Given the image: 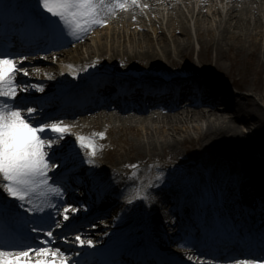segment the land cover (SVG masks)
<instances>
[{
    "label": "bare ground",
    "instance_id": "6f19581e",
    "mask_svg": "<svg viewBox=\"0 0 264 264\" xmlns=\"http://www.w3.org/2000/svg\"><path fill=\"white\" fill-rule=\"evenodd\" d=\"M202 1L206 0H196L192 2L190 0H138L137 6L128 7L125 10L118 11L115 15L109 16L108 20H113V22L110 23L112 27L107 33H105V36H101L100 32L94 33L95 36L99 38L96 46L88 43V35L78 41H64L62 45L58 46L61 47V51L55 53L51 57L52 60L44 57L42 62L40 61L41 59L37 57L36 59L38 60H31L29 64L24 67L29 72V77L25 79L26 82L20 76L18 79L30 86L28 94L48 93L47 91L50 90V88L49 84L46 82L49 80L48 75L50 72H65L63 68H65L67 64H70L74 59H78L82 64L86 63L92 65H96V59L97 64H99L97 70H105L108 72L113 66L125 67L135 59H140V63L149 60L150 62L152 61V63H157L158 61L155 59H157L159 56L158 53L160 52L164 55V59H172L173 62H175L173 68L179 69L174 73L177 75L188 74L182 65L177 64V59L181 57L190 59V52L193 48L190 31L185 26L183 27V25L180 28L174 27L173 33L169 39L166 36L165 30L161 28L163 27L165 16L162 15L161 17L160 7L163 6V9L168 7L169 10H175L176 8L174 7L176 4L183 3L186 4L187 9H191L189 11L195 16L196 9L199 6V12L197 14V17L199 18L204 10L201 8L204 3ZM210 1L212 4H215L218 0ZM220 2L224 4V10L225 6L228 9L226 15H224V10L215 6V13L221 17L219 23H217V33L214 34L211 32V35L208 33L209 38H205L204 32L201 28H199V31L197 32L200 44L204 47L203 57L204 55L208 57V51H213L216 55V62L221 63L225 55L232 50L234 44L242 50L245 45L244 37L242 38L240 35V32L242 31H245L244 33H249L250 37L253 36L254 41H256L254 43V50L257 52L259 49L258 47L261 46V34H263L264 31H261V34L256 33L255 36L253 35V32H257L259 29L264 30V0H220ZM139 6L144 9H140ZM127 9L129 10L128 14L132 13L134 9H137V12L135 15L128 18L126 17ZM145 9H149L150 14L146 12V15L151 16V22L153 23V26H155L153 31L157 34V37H153L151 31L145 30V27H147V24L145 23ZM256 13L258 14L256 15ZM174 19L175 17H173V20ZM161 20H163V22L160 24L161 26L157 28V25H159V21ZM167 21H169V19ZM132 27H134V29L142 28L144 32L137 33L136 31H127L128 28ZM171 27H173L172 24ZM232 28L234 29L232 30ZM231 40H234V44ZM155 42L159 46L158 48L156 47ZM229 43H231L230 47L228 46ZM72 44H75V47H72ZM83 49H86V51L84 52ZM84 54H86V56H83ZM108 56L114 57V62L110 66L103 63L105 62L103 58L106 59ZM118 56H122L121 59H118ZM203 57L201 60H203ZM231 61L233 62L234 58ZM48 62L50 63L49 65L47 64ZM54 62H58L60 66L58 67V64H54ZM24 63L25 62H23V64ZM32 63H34V65L38 64L39 66H31ZM160 65L161 64H159V66ZM156 66L160 68L158 65ZM217 66L218 69H222L221 65ZM152 67V65L149 66L148 72L153 71ZM230 70H232L231 67ZM42 73L46 74L44 75L45 77L39 78ZM149 74L152 75L154 73ZM119 76L123 75L120 73ZM119 76H114V74H112L111 76L104 77L103 80L113 81L114 77L118 78ZM222 77V70L221 72L215 70V74L203 70L193 78L187 76H184V78H187L186 80L183 77L177 78L176 81H180L184 89L181 93V97L175 96V99L177 100L169 109L161 108V101L153 96L148 98L153 107L145 108L143 107L144 103L140 102L141 100L137 99L136 95L130 93L128 95L130 105L123 109H118L113 112L112 109L93 108L88 112H81V114L76 113L72 118H69V120H62L65 125L71 126V132L72 130L81 133L89 131V133L93 132L98 134L104 129L106 134L105 138L96 139L102 143L112 131H118V133L130 132L136 135L137 138L135 144L128 139L125 140L124 146L122 143L118 144V142L115 141L116 146L112 149L120 155H117L118 162H116L113 167L118 168L116 170L118 173L121 172L120 176H128V178H132L135 175V171L128 170L129 167H142L146 170V174H149L152 170H157L153 184L154 190L148 193L146 199V203L149 205L148 210L150 216L153 223L156 225L153 229H155L157 235L165 232V229L174 234V232H176V227H181L183 224H188L189 222L192 223L193 220L191 217L193 211L191 209L185 211L179 221L176 220L174 215L169 216L163 211L157 214L152 212V209L163 210L166 203L175 199L176 195L181 197V195L177 193H188L192 190V187L193 190L197 192V195L192 194V196H198V184L194 183L191 187L185 180V178H190L189 173H197L202 178L203 184L207 182V172H209L210 177L212 176L211 178L214 179L217 185L223 186L224 182H226V199L234 208L237 206L240 207V203L234 199L233 195L235 189L233 190L232 187L233 167H231V165L234 166L235 161L231 156L228 157L226 164H224L226 166H221L216 162L214 171H212L210 165L207 167L208 164L205 163L207 162V159L203 158L201 161L195 159L187 161L186 159H183L185 158L186 153H181L178 147L180 142L182 145L186 142L190 144L189 147L193 148H197L199 144L211 148H214L216 145L226 144L243 145L245 143L241 138L245 135L247 136L245 140L247 143L245 145L248 147L254 142L259 143L261 146L264 144V137L261 138L259 142L258 139H256L257 135H262L264 133V93L254 92L255 94H251L245 92L248 89L247 82L244 81L245 79L242 83L238 84L234 81L233 85L235 86V90L231 91L228 88L229 84L227 81L221 80ZM200 83L202 84L200 89H204L201 90V101L188 107L184 106L182 99H190L194 94V88L191 86ZM31 85H40L43 87L44 91L40 92L31 88ZM172 97L173 95H171L169 99L171 100ZM34 104L37 105L36 102H34ZM154 107L156 108L155 110ZM191 131L197 133L198 136L195 137L191 135ZM142 134L144 135L141 136ZM182 135V139H179V136ZM63 143L64 141H59L54 147H58ZM157 147L162 151V156L155 153V150L158 149ZM104 149L105 150H102L101 148L97 152L98 157L102 156L105 152L107 154L106 148ZM167 151H170L168 152L169 154ZM187 151L188 149L186 152ZM146 152L152 154L145 156ZM124 155L126 157H124ZM170 155H175L180 158L171 162V158L173 157ZM143 156H145V158ZM246 156L249 160H246ZM256 156L264 159V150L257 154L253 150H248V148L244 151L239 161L243 166L240 170V173H242L240 177L242 175L245 177L252 176V167H254V165L251 164V161H253L251 158ZM139 159L141 161L137 162ZM242 159H244V161ZM172 163H177V165L175 167H170ZM144 164H146V166H143ZM152 164L156 165V167ZM199 164H202L204 168L198 170L197 166H199ZM162 165L169 168L160 170V168L163 167ZM166 170H168V173H165ZM223 171H225L224 175L221 174ZM243 191L246 193V202L248 200L259 201L260 210L264 213V182H261L259 179L250 178L246 183H243ZM0 196L2 199H7L9 202H12L11 198L7 197V193H4L2 189H0ZM59 200L61 199L54 198V202L60 209V214L55 215L56 219L62 216L64 207L63 203L58 202ZM88 205L92 210L94 209L92 203H89ZM71 206L74 207L75 205ZM100 208L101 207H97L95 211H98ZM112 211L116 212L117 207H113ZM53 212L55 214V210H53ZM220 213L223 216V219H225L226 215H224V211L220 210ZM71 214H73V212L70 210L68 222H71L73 219H71ZM106 214V212L98 214L95 212L91 218L87 219V222L83 223H93V225H95L98 223V218L96 217ZM65 223H67V221ZM79 226H81V224ZM77 227L78 226H75V228ZM71 228L72 227L63 228L61 233L58 232L61 228H55L56 232H54V236L56 237L55 243L69 255L72 251L77 250V247L71 246L72 243L67 247L64 243L60 242V240L58 241L57 238L60 236H68L67 238H72L73 236L66 235ZM244 228L250 232L249 224H245ZM258 229L261 230L260 228ZM103 230L104 228L100 226H91L88 232L83 231V233H79L78 235H83V238H87L86 240L91 239L94 241H101V234L106 232ZM167 242L170 245V251L172 254H178L181 257V261L185 263H193L200 260L196 252L193 251L196 247L193 248L190 243H185L179 238H171L170 240L168 239ZM207 245H209L208 242ZM237 246L238 243L235 242L233 243L232 248L236 249L239 253L240 250ZM227 247L229 246L225 243L219 242L216 244L215 249L222 250ZM189 257H192V259H189ZM72 262L77 261H71L69 264H72ZM78 264L86 263L85 261H82L78 262ZM257 264H261V262L258 260Z\"/></svg>",
    "mask_w": 264,
    "mask_h": 264
},
{
    "label": "snow or ice",
    "instance_id": "6c2138e0",
    "mask_svg": "<svg viewBox=\"0 0 264 264\" xmlns=\"http://www.w3.org/2000/svg\"><path fill=\"white\" fill-rule=\"evenodd\" d=\"M137 4L138 0H36V7L43 13L38 16L42 34L69 41L84 38L95 28L105 26L109 16ZM9 7L10 3L0 0V14ZM27 59L25 54L0 50V189L12 201L0 199V221L4 224L0 235V264H69V254L55 243L54 229L68 225L55 218L60 209L54 198L65 194L63 177L69 166L75 169L85 162L81 152L87 154L88 164H94L100 150L96 139L105 138V134L77 135L70 141L66 137L71 134V126L62 120L49 122L38 118L43 109L34 104L33 97L20 95L30 91V86L18 79L21 72L29 75L22 66ZM31 88L44 91L40 85H31ZM59 141L64 143L54 147ZM20 209L33 215L25 217ZM70 210L79 211L71 205L63 207L64 221L69 220ZM21 220L25 226L38 225L30 232H43L52 239L32 237L28 232L21 241L12 239L18 233ZM75 239L81 247H95L91 239L82 240L79 235ZM258 260L264 264V256L237 259L236 264H257Z\"/></svg>",
    "mask_w": 264,
    "mask_h": 264
},
{
    "label": "rangeland",
    "instance_id": "374dc122",
    "mask_svg": "<svg viewBox=\"0 0 264 264\" xmlns=\"http://www.w3.org/2000/svg\"><path fill=\"white\" fill-rule=\"evenodd\" d=\"M192 1H196V0H190ZM204 2L201 6L203 10V13L199 16V18L197 17V14L199 12V6L196 9V15L194 16L191 11V9H187L186 4H176L174 8H176L175 10H169L168 7L166 9H163L164 7L161 6L160 10H161V17L162 15H164V23H163V28L166 32V36L170 39L172 33H173V28H180L182 25L183 27L185 26L189 31H190V36H191V41L193 44V48L191 49L192 51L190 52V59H185L184 57L178 58L177 59V64H180L183 66V68L188 72V74H199L201 71L203 70H207V72L211 73V74H215V70L216 71H220L222 70V78L221 80L227 81V83L229 84V89L234 90L235 86L233 85L234 81L235 83H242L243 80L247 82V86L248 89L247 93H251V94H255L254 92H263L264 93V30L259 29L257 32L254 31L253 35L255 36L256 33L261 34V31L263 32V34H261L262 36V41H261V46L258 47L259 49L257 50V52H255V47H254V43L256 41H254L253 36L250 37L249 33H244L245 31L240 32L241 37L244 39L245 41V45L242 48V50H240L237 46H235L234 44V40H231L234 44V47L232 48V50L225 55V57L223 58V60L221 61V63H217L216 62V55L215 52L213 51H208V57L206 55H204L203 57V46L200 44V40L197 37V32L199 31V28H201V30L204 32V37L205 38H209V35H211V32L216 34L217 33V23H219V19L221 17H219V15H217L215 13V6L220 7L221 9L224 10V4H222L220 2V0H218L215 4H212L210 0H206V1H202ZM200 4V3H199ZM201 5V4H200ZM140 7V6H139ZM128 8V7H127ZM140 9H144L143 7H140ZM163 9V10H162ZM226 6H225V10H224V15H226L227 12ZM139 10V9H138ZM173 11V13H172ZM129 10L127 9V15L126 17L130 18L133 15H135V13L137 12V9H134L132 11V13L128 14ZM146 12H149V9H145L144 13L146 16V21L145 23L147 24V27H145L146 31H151L153 37H157V34L154 33L153 29L155 28V26H153V23L151 22V16L146 15ZM206 14V15H205ZM258 13H256L257 15ZM173 17H175V19L173 20ZM167 18V19H166ZM204 18V19H203ZM169 19V21H167ZM173 20V21H172ZM113 20H108L107 24L103 27H97L95 28V30L91 31L88 34V43H90V45L96 46V43L99 41L98 37L95 36V32H100L101 36H105V33H107L109 31V29L112 27L110 23H112ZM163 22V20L159 21V25H157L159 28L161 25V23ZM169 22V23H167ZM171 24L173 25V27H171ZM234 28H232L233 30ZM127 31L129 32H134L136 31L137 33H141L142 31L144 32V30L141 29H134V27L132 28H128ZM150 32V33H151ZM209 33V35H208ZM237 33V32H236ZM179 37H181L180 35H178ZM156 47L158 48L159 46L157 45V43L155 42ZM231 43L228 44V46L230 47ZM83 51L85 52L86 49H83ZM158 57L157 59H155L156 61H158L157 63H152V61H144L142 63L139 62V60L135 59L133 60L130 64L126 65L125 67H118V66H113L111 67L109 70L110 71H115L117 73H121L122 75H138L140 73H156L158 75L161 74H168V72L174 73L176 70H178L179 68H173L174 63L172 59H164V55L162 54V52L158 53ZM83 56H86V54H84ZM206 56V57H205ZM82 57V56H81ZM122 56H118V59H121ZM203 57V60H201ZM234 61L232 62L231 60ZM103 60H105V62H103L105 65H112V63L114 62V57L113 56H108L106 59L103 58ZM75 61V62H74ZM80 62L78 59H74L71 63H77ZM108 61V62H107ZM154 61V60H153ZM96 62V59H95ZM59 66V63L56 62ZM159 64H161L159 66ZM152 65L153 67V71L152 72H148V68L149 66ZM156 65H158L160 68H158ZM217 65H221L222 69H218ZM232 65V66H231ZM91 66V65H88ZM230 67L232 68V70H230ZM165 70V72H164ZM176 74V73H174ZM82 76H86L87 73L84 71L83 73H81ZM20 77L23 78H28L29 75L25 76L22 72L19 74ZM18 76V77H19ZM264 95V94H263ZM257 97V96H255ZM84 133V132H83ZM81 133L79 131H73L71 132V134H69L66 139L70 140V141H74V138L77 135H84V136H93L95 135V133L87 131L86 133ZM99 133H104L105 131L104 129H102ZM191 135L197 137L198 134L195 133L194 131H191L190 133ZM106 135V134H105ZM144 134H142L141 136H143ZM140 136V137H141ZM182 136H179V139H182ZM264 137V133L262 135H257L256 139H258V142L261 140V138ZM136 135L134 133H118V131H112L108 134V137L106 138V140L102 143L100 141H98L96 144L99 146V149L102 148V150H105L104 148H106L107 154L106 152L102 155V156H95V158L100 161L104 166H113L115 165L116 162H118L117 155L118 152H116L115 150H113L112 148H114L115 145V141L119 143H122L123 146L125 145V140H129L130 142L132 141L134 144L136 142ZM247 138V136H242V140H244L243 142L246 144L247 141H245ZM181 141V140H180ZM245 144H237V145H230V144H226V145H216L214 148L211 147H206V146H202V145H198L197 148H193V147H189L190 144L183 143V145L180 144L178 145L179 150L181 153H186L185 158L187 161H192V160H202L203 158L207 159L205 163H207V167L210 165L212 171H214V167H215V163L218 162L221 166H226L224 164H226V161L228 159V157H232L233 160L235 161L234 163L237 165V167H239L240 169H242V164L239 163L240 159H241V155L244 153L245 150H253L256 154L258 152H261L262 150H264V144L261 146L259 143L254 142L253 144H251L249 147ZM246 146V147H245ZM256 147V148H254ZM158 148V147H157ZM188 149V151L186 152V150ZM245 149V150H244ZM111 151V152H109ZM109 152V153H108ZM116 152V153H115ZM170 151H167V153ZM156 154L159 155H163L162 151L159 150V148L157 150H155ZM116 154V155H115ZM152 153L146 152L145 156H149ZM169 154V153H168ZM259 155V154H258ZM261 155V154H260ZM145 156H143L145 158ZM173 158H171V162L175 161V159L180 158L178 156H173L170 155ZM124 157H126L124 155ZM253 161H251L252 165L257 166L259 164L264 163V159L261 157H252L251 158ZM209 160V161H208ZM244 161V159H242ZM246 160H249L248 157L246 156ZM141 161L140 159L137 160V162ZM143 161V160H142ZM123 163V162H122ZM151 164V163H150ZM179 164V163H178ZM234 164V165H235ZM153 165V164H152ZM177 165V163H172L170 165V167H175ZM143 166H146V164H144ZM119 167V166H118ZM154 167H156V165H154ZM209 167V169H210ZM231 167H233L231 165ZM122 168V167H120ZM198 170L203 169V165L199 164V166H197ZM168 169V168H167ZM128 170H133L135 171V174L138 177L144 176L146 174V170L143 169L142 167H138V166H133V167H129ZM168 173V170L165 171V173ZM222 175L225 174V171L221 172ZM155 175V173H154ZM190 178L185 180L188 182V184L192 187V185L194 183L198 184V187L201 188L202 184H203V180L202 178L197 174V173H189ZM155 179V178H154ZM153 182L150 181L151 185ZM196 184V185H197ZM193 188V187H192ZM191 188V189H192Z\"/></svg>",
    "mask_w": 264,
    "mask_h": 264
}]
</instances>
